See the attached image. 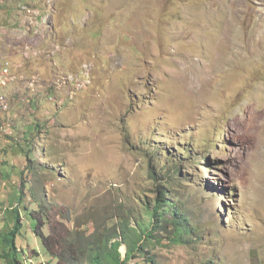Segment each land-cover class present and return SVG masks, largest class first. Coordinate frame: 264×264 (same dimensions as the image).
Listing matches in <instances>:
<instances>
[{
    "label": "rangeland",
    "instance_id": "rangeland-1",
    "mask_svg": "<svg viewBox=\"0 0 264 264\" xmlns=\"http://www.w3.org/2000/svg\"><path fill=\"white\" fill-rule=\"evenodd\" d=\"M20 3L35 7L28 17ZM9 11L31 19L27 28L35 16L36 28L51 24L65 46L36 38V54L25 59L0 40L15 60L2 62L18 64L10 135L0 130V253L11 238L28 253H21L26 264H56L24 209L36 208L32 186L69 231H119L123 217L149 227L146 203L163 188L174 157L186 180L163 191L190 216L195 235L178 244L173 227L162 228L147 246L157 264H264V0H0V14ZM0 29L12 35L4 21ZM40 57L45 62L21 65ZM36 120L45 123L40 150L54 141L55 156L34 151L22 195L14 147ZM148 140L159 141V148L147 143L151 154ZM44 162L56 175L46 177Z\"/></svg>",
    "mask_w": 264,
    "mask_h": 264
},
{
    "label": "trees",
    "instance_id": "trees-1",
    "mask_svg": "<svg viewBox=\"0 0 264 264\" xmlns=\"http://www.w3.org/2000/svg\"><path fill=\"white\" fill-rule=\"evenodd\" d=\"M24 7V6H23ZM58 58H53L50 63H53ZM37 73V71H34ZM27 74H23L25 77ZM49 84V83H48ZM47 84V85H48ZM57 93L54 86H47V94ZM33 102L30 101V104ZM37 107V101L34 103ZM8 112L4 113L7 115ZM44 122L36 120L34 122L33 131H31L29 138L25 139V143L18 144L15 148L13 155L19 158L21 170V189L22 195L25 193L26 183L28 180V170L34 169L35 156L33 155L36 151L40 157L48 155L50 158L54 157L56 147L54 141L50 142L49 146H45L42 150V142L44 138H39V132L44 127ZM1 129L2 125L6 127H12L10 121L3 123L0 122ZM36 140L40 142L36 144ZM42 140V141H41ZM150 144L153 147L159 145V141L150 140L146 142L148 153L150 152ZM4 151V149H3ZM160 149L156 150L158 153ZM192 154V150H189L187 156ZM193 155V154H192ZM193 162L197 163V157L190 158ZM171 162L173 166L168 170V177L165 178L164 183L161 184L163 188L173 189L175 178H180L185 181L181 173L180 161H175L174 157ZM48 163L44 162L41 164L42 168L45 169L46 177L49 178L56 175L55 171L48 169ZM40 166V164H39ZM40 166V167H41ZM16 166H13L15 168ZM39 168V167H38ZM35 172V171H34ZM28 175V176H27ZM39 187L32 186L31 197L36 203V208H30L24 206L28 217L33 224L32 229L37 237L40 238L44 252L50 256L51 259L56 260V264H140L136 259L139 257L143 258L144 264H157L155 255L152 254V250H147L148 244L158 241L157 233L163 228L171 229V240L178 244L187 242L195 235L194 229L190 226V216L185 214L184 208L178 206L175 202L171 203V200L166 197L164 189L158 187V194L155 201L149 204L146 203L148 209V215L150 217L149 227L144 226V221H137L136 226H131L127 220L121 218L120 230L117 228H108L104 230L97 229L95 232L88 235L84 230H68V228L60 221L53 218V214L50 212V206L46 204L42 199L38 197ZM20 196V203L23 201V196ZM129 199H122V201H128ZM175 201V200H174ZM126 208V207H124ZM54 209V208H53ZM14 212L18 217V224L22 225V219L20 217V209L13 208ZM138 219V218H137ZM171 225V226H170ZM19 230L18 225L12 231L13 234ZM6 248L3 253H0V264H26V258H22L23 253L28 256L26 250H21L17 243L11 238L4 240ZM124 246L126 249L125 254L121 252V247ZM35 253H39L37 249H34ZM4 259V261H2ZM2 261V262H1ZM51 260L47 263L51 264ZM27 264H35L33 261ZM39 264V263H38Z\"/></svg>",
    "mask_w": 264,
    "mask_h": 264
},
{
    "label": "clouds",
    "instance_id": "clouds-1",
    "mask_svg": "<svg viewBox=\"0 0 264 264\" xmlns=\"http://www.w3.org/2000/svg\"><path fill=\"white\" fill-rule=\"evenodd\" d=\"M23 6H24V4L20 3V5H18V8L20 11L24 12V15L26 17H28L27 12L23 9ZM26 6L31 7V8H35L34 6H30L28 4ZM13 17H14V24L9 27L10 30L12 31V35L10 36L9 32H5L2 35L0 34V38H2V36L11 37V39L8 41L9 47L18 49L16 54L20 55L21 57L26 58L25 53L36 54L35 50L30 49V46L36 45V44H34V39H36V38H40V41H38V44L48 43L53 48L55 47L56 44H59L60 49L63 48V46H65L64 41L59 40L58 38L54 37V34H53L54 28L52 27L51 24H46L45 26H43L39 29L35 28V26H31L30 28H27V27H29V25H31V23H30L31 19L19 16L17 14H13ZM48 18H51V12L50 11L48 14ZM22 23L25 24L24 28L22 30H18L19 28H21ZM0 31H1V29H0ZM33 34H36V35H33ZM29 36H32L33 38L31 40L27 41L26 39ZM36 60H39V62H45L43 60V57H40L37 59L27 60L26 63H28V62L32 63L33 61H36ZM0 62H1V54H0ZM11 89H12V86H11L9 92L11 95V100L13 102L14 97H12ZM7 117L11 118L9 115ZM0 130L3 131L1 129V125H0ZM5 135H10V134L5 133ZM2 148L4 149V146H2Z\"/></svg>",
    "mask_w": 264,
    "mask_h": 264
},
{
    "label": "bare ground",
    "instance_id": "bare-ground-1",
    "mask_svg": "<svg viewBox=\"0 0 264 264\" xmlns=\"http://www.w3.org/2000/svg\"><path fill=\"white\" fill-rule=\"evenodd\" d=\"M23 9L27 12V14H30V12H31V7H27V6H25V7H23ZM33 22H34V24H35V28H36V24H37V18H36V16H35V18L33 19ZM24 26H25V24L23 23V28H24ZM47 46H51L50 44H45V47H47ZM44 47V48H45ZM37 52H41V55L43 56V54H45V50L44 49H40V50H38ZM28 55L26 56V58L25 59H29V58H31V56H30V54L29 53H27ZM13 61V60H12ZM4 63V68H5V74H4V68L2 69V71L0 72V86L2 87V88H0V113H6V112H8L7 113V116H8V114L12 111V108H13V106H12V101L10 100V97H9V94L7 93V91H8V89L13 85V82H12V78H11V71H12V69H14V68H16L15 70H17L18 69V64L15 62L14 64H12V62H10V61H6V62H2V63H0V65L1 64H3ZM26 63V61H24V62H22L21 63V65H23V64H25ZM79 69H80V67H79ZM7 74H10V76L9 75H7ZM12 74H13V72H12ZM72 76H75V75H72ZM24 78V77H23ZM15 81V80H14ZM12 82V83H11ZM70 83H73V85H74V88H75V91L78 93V92H80V89H78L75 85H76V81L75 80H72ZM31 84H36L35 82H32ZM81 86H83L82 84H81ZM81 86H79V87H81ZM90 86H91V84H90ZM89 86V87H90ZM89 89V88H88ZM87 89H85V90H83V91H86ZM3 92H5L6 94H7V96H8V98H9V100H10V103H11V106H10V103L8 102V100L6 99V97L4 96V93ZM60 95H62V94H57V96L54 94L53 95V99L54 100H56V99H58L59 100V97H60ZM75 95V94H74ZM68 98V97H67ZM69 99V98H68ZM6 121H9V118L7 117L6 119H5ZM0 121L2 122V120L0 119ZM9 133V132H8Z\"/></svg>",
    "mask_w": 264,
    "mask_h": 264
},
{
    "label": "crops",
    "instance_id": "crops-1",
    "mask_svg": "<svg viewBox=\"0 0 264 264\" xmlns=\"http://www.w3.org/2000/svg\"><path fill=\"white\" fill-rule=\"evenodd\" d=\"M3 11H5V13H6V9H5V8H3ZM9 13H10V14H9L8 16H5L4 14H3V15L0 14V24H1V22L4 21V24H5V26H6L8 29H9L10 26H12V25L14 24V17H13L12 11H9ZM2 17H3V19H2ZM10 18L13 19V22H12V23H10V22H11V21H10ZM2 20H3V21H2ZM3 33H5V32H3ZM10 39H11V37H8V36H2V38H0V40H2V41H5V40H8V41H9ZM46 44H47V43H46ZM4 48H5V47H3L2 44H1V45H0L1 62H2L5 58H9V59L15 61V60L12 59V57L10 56V53L4 51ZM16 60H17V56H16Z\"/></svg>",
    "mask_w": 264,
    "mask_h": 264
},
{
    "label": "built area",
    "instance_id": "built-area-1",
    "mask_svg": "<svg viewBox=\"0 0 264 264\" xmlns=\"http://www.w3.org/2000/svg\"><path fill=\"white\" fill-rule=\"evenodd\" d=\"M56 47H57V45H56ZM4 74H5V68H4ZM7 75L10 76V74H7ZM0 88H2V87L0 86ZM2 116H5V115H2ZM2 130H3L4 132L8 133V132L11 131V127H6L5 125H2Z\"/></svg>",
    "mask_w": 264,
    "mask_h": 264
}]
</instances>
